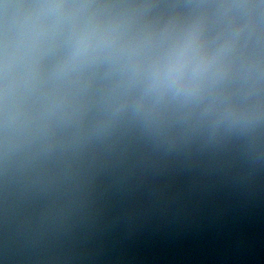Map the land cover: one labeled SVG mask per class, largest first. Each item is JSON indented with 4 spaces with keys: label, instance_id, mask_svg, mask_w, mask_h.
Segmentation results:
<instances>
[{
    "label": "clouds",
    "instance_id": "9594fccd",
    "mask_svg": "<svg viewBox=\"0 0 264 264\" xmlns=\"http://www.w3.org/2000/svg\"><path fill=\"white\" fill-rule=\"evenodd\" d=\"M44 9H59L65 7L62 3L44 4L40 6ZM43 42V29L39 24L35 25L26 33L20 44H18L15 49L9 53V46L7 42L4 45L3 59L0 61V73L4 76L3 87L0 88V100L3 101L5 105V132L7 134V128L9 123V117L7 114V104L8 98L12 91L17 87L16 80L13 79L9 81V73L16 71L20 64H25L26 66L30 64L39 54L41 50V45ZM87 44L85 40H80L77 43L74 55L79 56L81 52L86 48ZM209 65H205V68ZM161 82L157 79L154 80V85H158ZM174 81L168 84L169 87L174 86ZM189 95L195 94V90H189ZM14 119V117H13Z\"/></svg>",
    "mask_w": 264,
    "mask_h": 264
}]
</instances>
